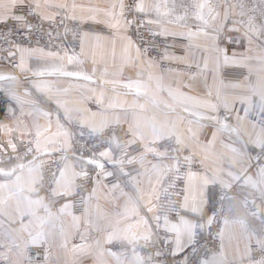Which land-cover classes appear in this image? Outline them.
Here are the masks:
<instances>
[{"label":"snow or ice","instance_id":"1","mask_svg":"<svg viewBox=\"0 0 264 264\" xmlns=\"http://www.w3.org/2000/svg\"><path fill=\"white\" fill-rule=\"evenodd\" d=\"M0 59V264H264V0H0Z\"/></svg>","mask_w":264,"mask_h":264},{"label":"crops","instance_id":"2","mask_svg":"<svg viewBox=\"0 0 264 264\" xmlns=\"http://www.w3.org/2000/svg\"><path fill=\"white\" fill-rule=\"evenodd\" d=\"M54 2H55V0H54ZM103 2H104V0H77V3H84V4H88V3L95 4V3H103ZM104 35H107V32H105ZM95 45H96V41L94 39H91L90 41L89 40H86L85 41V48H86V50H87V48L89 46H91V47L94 48ZM224 46H227V42H225V45ZM119 50H120V46H119V44H117V53H118V55H119ZM231 50L240 51L241 49H240L239 45H231L230 46V51ZM183 54H184L183 51L177 50V55H183ZM29 65H30V67H33V68L36 67V61L35 60L29 61ZM90 69H91V64L89 62V63L83 65L82 66V69H78L76 66H72L70 70H73V71H75V70H84V71H89L90 72ZM109 69H110V71H116L115 69L112 68L111 60L110 59H109ZM225 69H227L230 72V69H228V68H225ZM0 71L13 72V69L11 67L6 66L5 64H3V63L0 62ZM122 71H123L122 76L120 75V73L118 71H116L115 76H109L108 79H113L114 78V79H116L118 81L117 87H118V91H119V94H120L119 95L120 100L121 101L127 100L130 103L132 101L133 97L130 96V95L129 96H125L123 94L125 90L122 89V88H120L119 85L127 82V80L130 77L133 78V79H135L136 70L132 69L131 67H124ZM222 72H223V69L221 70L220 76H221L222 79H224L225 83H227L228 80L232 79V77L230 75H229L228 78H224L223 75H222ZM14 74H16L18 76L21 75L18 71H16ZM164 75H165L166 80L168 82H171L173 79H177V80L180 79L179 77L175 76L173 72H170V71H167V70H165ZM29 76H30V74H29ZM45 79L56 80L57 78L56 77H46ZM58 82L63 87H68L70 84H75L76 83V81L74 79H71L70 80V79H65V78H60ZM81 83H86V82L81 81ZM208 83H209V85L212 84L211 75H209ZM0 86L6 87V85H0ZM86 87H95V85L86 84ZM111 87H112V85H108L109 90L111 89ZM20 90L21 91L23 90L22 89V86H21V89ZM184 91H187V90L185 89ZM74 94H75V89H73V96H74ZM0 95H2V93H0ZM73 96H69V97H66V98L67 99H72ZM33 98L34 99H41L40 96H39V94H37ZM41 102L43 103L42 100H41ZM141 102L143 103V101H141ZM91 103L92 102H89V104L87 106L89 108H91L93 111H96L97 110V106L94 108V107H92L90 105ZM126 107H127V105H126ZM43 122H44L43 119H41V123H43ZM48 158L49 157H47L46 160ZM109 167H111V166L109 165ZM77 202H78V200H77ZM77 208H79V205H77ZM120 210H122V203H121V209ZM76 214L77 215L80 214L79 213V210H77ZM76 242L77 243L79 242L78 239H77ZM118 250H121V249H118V248L113 249V251H118ZM84 264H94V261L91 258H86L85 261H84Z\"/></svg>","mask_w":264,"mask_h":264},{"label":"built area","instance_id":"3","mask_svg":"<svg viewBox=\"0 0 264 264\" xmlns=\"http://www.w3.org/2000/svg\"><path fill=\"white\" fill-rule=\"evenodd\" d=\"M69 38L71 39V37H69ZM146 38H147V37H146ZM74 46H75V48H76V51L79 52V41H78V40L74 42ZM0 62L3 63V64H5L6 66L11 67L9 61L6 60V59H0ZM164 63H165V65H168L169 62L165 61ZM171 67H172V68H175V67H176V64H175V63H172V64H171ZM222 75H223L224 78H228V77H229V71H228L227 69H223ZM90 105H91L92 107H94V108L96 107V104H94V103H91ZM57 160H59V156H51V157H49V158L46 160V167H47V165L50 163V164H51V167H52L53 169H55V168H56V163H55V161H57ZM77 205H79L78 202H77Z\"/></svg>","mask_w":264,"mask_h":264}]
</instances>
